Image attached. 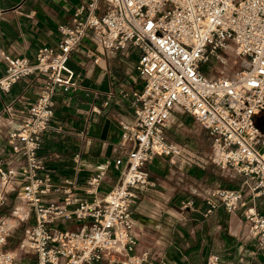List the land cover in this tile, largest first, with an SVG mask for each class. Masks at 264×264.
<instances>
[{"label": "built area", "instance_id": "2783aa9c", "mask_svg": "<svg viewBox=\"0 0 264 264\" xmlns=\"http://www.w3.org/2000/svg\"><path fill=\"white\" fill-rule=\"evenodd\" d=\"M56 28L59 41L38 47L32 59L4 56L0 92L32 74L42 83L20 127L7 132L20 163L0 160V208L15 191L32 213L16 248L0 249V264H17L25 250L33 255L31 264L145 262V251L134 252L132 191L152 184L146 165L153 157L180 154L181 145L166 135L172 110L187 113L207 132L209 160L220 171L231 169L251 180L250 201L238 189L214 188L206 192L207 211L213 201L228 213L239 211L246 234L264 254V211L253 205V198L264 195V135L254 122L264 112V0H86ZM87 31L103 49L134 52L142 85L131 93V120L119 122L129 148L123 158L104 163L117 171L116 181L99 195L105 171H92L78 197L77 177L54 180L37 151L52 119L53 96L77 86L68 59ZM216 64L218 73L208 75ZM78 157L75 152L72 160ZM9 231L0 217V247ZM205 264H217L216 257Z\"/></svg>", "mask_w": 264, "mask_h": 264}, {"label": "crops", "instance_id": "0c3cea01", "mask_svg": "<svg viewBox=\"0 0 264 264\" xmlns=\"http://www.w3.org/2000/svg\"><path fill=\"white\" fill-rule=\"evenodd\" d=\"M84 1L0 0V74L5 55L32 59L38 47L54 46L61 38L56 26L67 22L74 8ZM135 60L131 50L122 54L101 48L89 31L69 55L68 65L75 72L77 86L53 96L52 119L41 136L37 156L54 180L76 176L78 197L83 196L84 177L92 171H105L97 189L99 195L117 179V171L110 165L104 167V163L123 158L129 148L121 141L119 122L131 120V93L142 85L133 68ZM41 83L42 78L32 74L14 82L7 92H0L3 164L20 163L11 151L7 132L20 127ZM174 112L180 111H171L167 125ZM257 127L264 135L263 124ZM75 152L79 154L77 162L72 160ZM146 169L152 184L135 187L130 203L134 252L147 253L142 264L160 260L166 264H205L211 256L216 257L217 264H264V254L246 234L239 211L228 213L220 206L207 211L203 198L211 189V174H215L211 173L209 157H198L181 145L179 155L173 159L155 156ZM17 183L14 181L15 190ZM255 198V210L263 212L264 199ZM221 226L226 231L222 234Z\"/></svg>", "mask_w": 264, "mask_h": 264}, {"label": "rangeland", "instance_id": "374dc122", "mask_svg": "<svg viewBox=\"0 0 264 264\" xmlns=\"http://www.w3.org/2000/svg\"><path fill=\"white\" fill-rule=\"evenodd\" d=\"M227 60L230 64L233 61V57L230 54H227ZM211 65L213 64L211 63ZM220 68L221 66L216 64L211 69V71H206V73L208 75H216ZM263 117V112H259L257 116H255V123L257 125L260 123L264 126ZM198 126L199 125L195 123V120L187 113L174 112L172 121H170L167 125L168 129L166 130V135L169 139L181 144L182 146H185V148L194 155L207 159L211 154L210 137L204 129ZM212 171H214L215 174H211L210 190L214 188L238 189L243 194H245V198L248 201L251 200V193L249 190V186L251 185L250 179L245 178L240 174L234 173L231 169L226 172L217 170L216 166L211 162V173ZM206 196L207 194H205L203 198L205 203ZM258 197L264 199V195ZM255 199L256 198H253V200ZM213 203L214 207L211 208V210L218 206L222 208V206L217 201H213ZM0 217L6 220L7 225L10 228L5 244L2 245L0 249L14 250L18 244V241L22 237L24 230L31 224V209L26 203L19 200L15 191H12L6 194L4 204L0 208ZM219 231L220 233L226 232L222 226ZM32 259V253L28 250H25L24 253L19 256L17 264H31ZM256 264L263 263L256 262Z\"/></svg>", "mask_w": 264, "mask_h": 264}]
</instances>
